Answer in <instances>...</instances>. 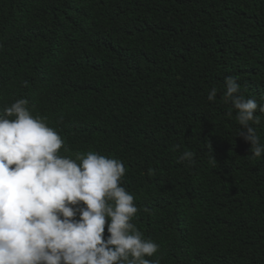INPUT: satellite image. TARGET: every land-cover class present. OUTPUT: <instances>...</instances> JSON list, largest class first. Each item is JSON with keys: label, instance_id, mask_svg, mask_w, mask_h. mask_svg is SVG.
<instances>
[{"label": "trees", "instance_id": "trees-1", "mask_svg": "<svg viewBox=\"0 0 264 264\" xmlns=\"http://www.w3.org/2000/svg\"><path fill=\"white\" fill-rule=\"evenodd\" d=\"M227 76L264 104V0H0V114L25 99L60 155L122 161L159 264H264V153Z\"/></svg>", "mask_w": 264, "mask_h": 264}, {"label": "clouds", "instance_id": "clouds-1", "mask_svg": "<svg viewBox=\"0 0 264 264\" xmlns=\"http://www.w3.org/2000/svg\"><path fill=\"white\" fill-rule=\"evenodd\" d=\"M224 85L237 136L259 158L264 144L250 122H260L254 114L264 104L245 99L234 76ZM216 95L212 88L208 100ZM27 103L19 99L0 114V264H159L145 259L159 246L131 223L138 208L121 186L123 162L91 151L60 155L64 141ZM193 155L184 151L179 162Z\"/></svg>", "mask_w": 264, "mask_h": 264}]
</instances>
